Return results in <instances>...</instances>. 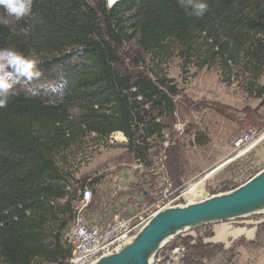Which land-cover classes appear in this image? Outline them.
Listing matches in <instances>:
<instances>
[{"label":"trees","instance_id":"1","mask_svg":"<svg viewBox=\"0 0 264 264\" xmlns=\"http://www.w3.org/2000/svg\"><path fill=\"white\" fill-rule=\"evenodd\" d=\"M206 2L209 11L198 18L177 0H33L29 16L0 26V49L17 50L41 73L32 81L21 78L0 108V264H30L38 256L63 261L71 254V246L61 243L62 228L45 241L44 213L51 206L42 200L65 193L55 157L73 134L71 111L80 114L78 130L122 131L133 152L143 144L139 129L161 130L155 119L144 122L147 106L172 110L177 89L163 74L151 78L119 65L128 44L138 48L135 64L170 40L188 53L195 45L206 47L199 67L215 55L223 58V69L230 60H258L264 0ZM18 76L13 72L11 79ZM53 83L63 87L53 92ZM26 209L41 213L26 217Z\"/></svg>","mask_w":264,"mask_h":264},{"label":"rangeland","instance_id":"2","mask_svg":"<svg viewBox=\"0 0 264 264\" xmlns=\"http://www.w3.org/2000/svg\"><path fill=\"white\" fill-rule=\"evenodd\" d=\"M137 51L136 44H128L122 51L128 56L122 57L119 65L151 78L155 73L165 75L177 89L176 95L170 96L173 108L160 113L159 109L147 106L149 112L144 122L149 125L155 119L161 130L147 134L139 129L143 144L135 152L128 149V139L110 147L100 142L104 135L97 133V140L89 138L88 131L78 130L79 112L71 111L73 134L68 146L55 157L62 182L69 189L45 210V241L62 228L61 243L71 246L65 238L66 231L74 216L77 192L85 185L92 189L94 197L88 215L98 206L102 208V215L109 213H104L105 210H115L113 196L103 194L98 186L109 173L111 183H119L121 176L116 173L130 171L136 157L142 160L144 171H130L133 176L142 178L133 190L136 198L128 204L132 210L155 204L164 177L175 189L169 198L184 205L188 199L183 198V194L178 195L190 183L204 178L203 194L196 199L201 200L235 188L264 168V50L251 64L245 59L230 60L225 69L221 67L220 55L208 57L203 66H198L208 55L204 46L195 45L188 53L170 40L155 55L142 52L144 61L135 64L132 57ZM179 125L181 131L176 129ZM245 133L252 134V141L240 148L234 146V141ZM111 188L117 189L118 185ZM152 190L159 192L148 196ZM101 201H105L103 207ZM123 208L113 214L127 215ZM40 211L24 215L36 218ZM66 259L57 261L38 256L30 264H66ZM152 264H264V213L190 228L165 243L156 252Z\"/></svg>","mask_w":264,"mask_h":264},{"label":"water","instance_id":"3","mask_svg":"<svg viewBox=\"0 0 264 264\" xmlns=\"http://www.w3.org/2000/svg\"><path fill=\"white\" fill-rule=\"evenodd\" d=\"M261 209H264V168L228 191L184 205L157 209L126 243L91 264H152L166 239L201 224Z\"/></svg>","mask_w":264,"mask_h":264},{"label":"built area","instance_id":"4","mask_svg":"<svg viewBox=\"0 0 264 264\" xmlns=\"http://www.w3.org/2000/svg\"><path fill=\"white\" fill-rule=\"evenodd\" d=\"M176 129L181 131V126H177ZM88 135L90 138L91 132ZM249 139L250 135L245 133L234 141V146L240 148L242 145L249 143ZM101 143L109 144L107 140L101 141ZM134 162L132 168L129 169L130 171H144L143 162L139 159H135ZM150 170L153 171L152 168ZM165 179V177L162 178V189L158 193L160 197L149 209L133 216L117 215L116 218L104 224H95L88 217L87 210L89 211V204L93 199L91 188L85 185L79 189L74 201V216L66 231L65 238L71 243V254L66 259V264H91L99 257L126 243L152 216V208L165 206V204L174 201L175 198H169L172 195V189L170 183L165 182ZM66 189H69V187L64 184V190ZM54 200L45 202L51 206L54 205ZM23 213L29 215L30 210L26 209ZM16 218V216H13L14 220Z\"/></svg>","mask_w":264,"mask_h":264},{"label":"clouds","instance_id":"5","mask_svg":"<svg viewBox=\"0 0 264 264\" xmlns=\"http://www.w3.org/2000/svg\"><path fill=\"white\" fill-rule=\"evenodd\" d=\"M181 7L191 9L189 15L202 18L209 11L206 0H177ZM33 0H0V26L8 27L11 21L19 22L29 16L32 12ZM11 69L12 71H6ZM0 108H4L10 102L16 83L38 79L41 76L39 70H35L32 60L14 49H0ZM13 72L18 73L17 79L13 80ZM53 92L63 87L62 83L49 85ZM32 95H36L33 91Z\"/></svg>","mask_w":264,"mask_h":264},{"label":"crops","instance_id":"6","mask_svg":"<svg viewBox=\"0 0 264 264\" xmlns=\"http://www.w3.org/2000/svg\"><path fill=\"white\" fill-rule=\"evenodd\" d=\"M123 149L125 150L126 148L124 147ZM132 173L133 172H130L128 170L127 171H121L120 170L118 173H116V174L121 176L120 182L115 183V184L113 182L111 183V178L109 177V176H111L110 173L108 176H105L102 178V181H101L102 183L99 184V186H98L100 189L99 191H103V194L109 193V196H113L112 201L116 205V209L115 210L108 209V211L105 210L104 213H107V212H109V213L107 215L106 214L102 215L101 214L102 208H100V206H98L97 209L92 208V210L90 212L91 215H88V217H90V216L92 217V218H89L92 222H94L95 224H104L107 221H111L114 218H116L117 215H119V214L114 215L113 212H115L119 209H122L123 207H125L123 209L128 212V214L126 215V216H128V215L139 214L140 212H142L146 209H149L151 206H153V203H150L144 208L134 207V210H132V207H130V208L128 207L130 200L135 199L136 195H137L133 192V190L135 188V184H137L138 180L142 179V178H139L137 175L133 176ZM117 185H118V188L112 190L111 187H116ZM107 186H108V189H107ZM158 192L159 191H153L152 190L151 193L149 192L150 195H148V196H152V194L156 195V193H158ZM107 196L105 198H107ZM142 198H145V197H143V195H142ZM93 199H94V197H93ZM155 199L156 198L154 196L153 201ZM101 204H102L101 206L103 207V204H105V201H103V202L101 201ZM90 209H91V207H90ZM100 215H102V216H100Z\"/></svg>","mask_w":264,"mask_h":264},{"label":"bare ground","instance_id":"7","mask_svg":"<svg viewBox=\"0 0 264 264\" xmlns=\"http://www.w3.org/2000/svg\"><path fill=\"white\" fill-rule=\"evenodd\" d=\"M111 4V3H110ZM86 131H88V133H90L91 132V135H90V138H92V139H98V137H97V132L96 131H93V130H86ZM246 134H248V135H250V139H249V143L252 141V134H250V133H246ZM65 135L68 137L69 136V132L67 131L66 133H65ZM126 137H125V135H124V133L122 132V131H119V130H116V131H112V132H110L109 134H106V135H104L103 137H102V139H101V141H104V140H107L108 141V143L109 144H106V143H102V144H104V145H107V146H110V147H112V146H116L117 144H121V143H125L126 142ZM258 140V139H257ZM257 140H255L253 143H252V145L254 144V143H256V141ZM100 141V142H101ZM244 150H242V152H243ZM241 152V151H240ZM136 159H139L140 161H142L139 157H136ZM126 167H129V166H126ZM252 177V176H251ZM248 180V179H247ZM247 180H245L244 182H246ZM203 182H204V178H201L200 180H198V181H195V182H193V183H190L184 190H182L181 192H180V194L178 195V197H182V195L181 194H183L184 195V197L183 198H186V199H188V203H190V202H194V201H198V200H196V199H199V198H201V195L203 194L202 192H203ZM172 190H175V189H173V188H171ZM170 189V190H171ZM91 191H92V189H91ZM92 194H93V192H92ZM52 199H57V198H49V199H42L43 201H48V200H52ZM187 204V203H186ZM174 205H181V204H176L174 201L173 202H171V203H169V204H165V206H174ZM165 206H158V207H154V208H152V215L154 214V212L157 210V209H159V208H161V207H165ZM255 213H264V209H261V210H259V211H255V212H252V213H248V214H255ZM247 215V214H246ZM128 216H133V215H128ZM243 216V215H242ZM238 217H241V216H238ZM149 220V219H148ZM220 221H222V220H220ZM140 229V228H139ZM138 229V230H139ZM137 230V231H138ZM186 231V230H185ZM184 232V231H183ZM180 234V233H179ZM178 235V234H177ZM176 236V235H175ZM175 236H173V237H175ZM173 237H170V238H168V239H166L162 244H161V246H160V248L163 246V245H165V243H167L170 239H172ZM159 248V249H160ZM158 249V250H159ZM109 253H111V252H109ZM152 261H153V259H152ZM93 263V262H92Z\"/></svg>","mask_w":264,"mask_h":264},{"label":"snow or ice","instance_id":"8","mask_svg":"<svg viewBox=\"0 0 264 264\" xmlns=\"http://www.w3.org/2000/svg\"><path fill=\"white\" fill-rule=\"evenodd\" d=\"M109 2L111 3V2H112V0H109Z\"/></svg>","mask_w":264,"mask_h":264}]
</instances>
